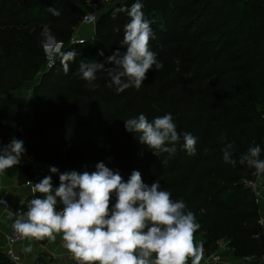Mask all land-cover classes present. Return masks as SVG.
Wrapping results in <instances>:
<instances>
[{
    "label": "trees",
    "instance_id": "16d2710c",
    "mask_svg": "<svg viewBox=\"0 0 264 264\" xmlns=\"http://www.w3.org/2000/svg\"><path fill=\"white\" fill-rule=\"evenodd\" d=\"M14 3L0 0V30L57 22L64 31L63 21L46 9H73L70 0H28L8 9ZM120 3L106 12L99 10L93 43L59 48L56 60L29 88L26 101L9 93L27 85L43 62L41 36H34L30 48L16 47L24 51V58L0 50V145L13 137L22 140L26 155L43 166V178L51 175L54 189L60 174L91 173L99 162L125 181L139 171L145 184L159 180L162 189L174 200L183 199L195 213L200 229L194 239L202 236L205 254L213 252L219 240H227L235 256L262 260L264 237L257 206L241 181L253 175L243 161L253 142L264 159V0H161L160 18L152 19L164 36L151 41V50L181 43L188 46V59L182 61L180 48L173 50L163 72L150 70L139 90L121 93L107 86L106 71H98L99 88L93 91L78 74V65L81 59L102 63L117 48L126 51L120 46L129 17L119 10L130 8L134 0ZM148 8L154 10L155 5ZM142 10L146 18L152 17L144 5ZM56 38L63 43L70 39L65 31ZM69 50L77 55L65 73L61 53ZM141 113L149 121L171 113L179 133L196 137L195 155L182 150V136L174 155H153L138 134L124 128L123 120ZM227 143L234 144L235 166L223 162ZM51 167L59 171L52 174ZM6 172H17L22 183L30 176V169L19 165ZM0 264L13 263L0 252Z\"/></svg>",
    "mask_w": 264,
    "mask_h": 264
},
{
    "label": "clouds",
    "instance_id": "9594fccd",
    "mask_svg": "<svg viewBox=\"0 0 264 264\" xmlns=\"http://www.w3.org/2000/svg\"><path fill=\"white\" fill-rule=\"evenodd\" d=\"M142 9V0H134L130 8L120 9L129 17L120 46L126 51L122 53L117 48L104 63L80 60L78 74L90 90L99 88L95 81L101 70L110 77L107 86H115L116 92L121 93L129 88L139 90L153 66L157 70L163 68L157 53L150 48L155 34ZM46 11L56 17L61 15L54 7ZM42 35L47 37L49 33ZM76 55L74 50L61 53L65 73ZM105 64L112 67L105 68ZM123 123L125 131L138 134L139 142L155 156L174 155L181 136L182 150L190 156L196 153V137L188 132L179 133L171 113L151 121L141 113ZM233 149L234 144L227 143L222 159L235 166ZM25 151L23 141L15 137L7 145H0V174L18 165ZM261 151L255 142L247 149L253 174L258 179L264 177ZM49 171L55 174L59 170L51 167ZM59 181L55 189L51 175L38 183L30 182L32 193L39 195L27 202L26 211L16 212L12 228L20 239L54 242L60 235L63 247L77 264H188L189 258L191 264H200L203 247L194 239L200 229L195 213L183 199L174 200L170 191L161 188L159 180L149 186L140 172L134 170L125 181L118 171L99 162L91 173L65 172L59 175ZM32 251L31 243L23 247L24 253Z\"/></svg>",
    "mask_w": 264,
    "mask_h": 264
},
{
    "label": "rangeland",
    "instance_id": "374dc122",
    "mask_svg": "<svg viewBox=\"0 0 264 264\" xmlns=\"http://www.w3.org/2000/svg\"><path fill=\"white\" fill-rule=\"evenodd\" d=\"M27 1L28 0H15V3L13 5H10L8 9L12 10L14 8L21 7ZM160 1L161 0H142L144 8H146L149 14L152 15V17L149 16L148 18L146 17L145 18L151 21V27L155 34V38L152 39L154 41L158 39H162L164 36V33L160 29L155 27L156 24L152 19L153 16L160 18L159 14L161 12L160 9L162 7L160 5ZM70 2L73 7V9H71L72 11L70 12L60 11L61 15L57 19L63 21L64 23L63 29L65 33H68L69 38L72 37V39H82L83 41L85 40L86 42L93 43L92 30H90L89 27H86L81 23V15L82 12L85 11L86 0H82V1L70 0ZM117 4H121L119 0H103L101 3L100 13L106 12L109 9V6L112 8ZM150 5H155V9L153 10L151 8H148ZM117 7L118 6H116V8ZM156 8L158 9L156 10ZM58 25L59 24L57 22L47 23V24L43 23L42 25L29 24L25 28L0 30V50L6 49L9 50L10 52H15L14 53L15 57L20 59L24 58L25 54L24 51H21L18 48H16L17 46L20 48L22 46L24 47L25 44H28L29 45L28 47L30 48L32 46V40L35 35L41 36L42 38L41 45L43 49V62L36 67L31 81L27 85L25 84L19 87L18 89L11 91L9 93L10 95L19 96L26 101L29 97V88L37 81L39 75L47 70L46 68L47 62L49 60H56L59 48L68 44V41L63 43L62 40H58L56 38L57 34L61 35L62 33H64L62 29H59ZM166 29H168L171 33L173 32V30H171L170 28H166ZM44 32L49 33V35L47 37L43 36L42 33ZM122 33H123V29H122ZM51 41L52 43H55V46H57L56 48L52 49V47L50 46ZM151 41H150V48L152 49L153 45L151 44ZM187 47H188L187 45L181 43L179 44L174 43L172 45L169 44L166 46V48H162L160 46L154 47L153 51L157 53V58L160 62H162L163 68L157 70L155 66H153L151 70L155 73L163 72L169 65L170 61L172 60L173 50H176L178 48H180V52L183 55L182 61L184 62L189 57L187 56L188 54Z\"/></svg>",
    "mask_w": 264,
    "mask_h": 264
},
{
    "label": "crops",
    "instance_id": "0c3cea01",
    "mask_svg": "<svg viewBox=\"0 0 264 264\" xmlns=\"http://www.w3.org/2000/svg\"><path fill=\"white\" fill-rule=\"evenodd\" d=\"M25 159H30L26 153L23 154L20 162ZM28 196L29 191L23 186L17 172H6L5 170L4 174H0V199H4L9 203L8 209H4L0 204V251L4 249L5 236L9 232L14 218V212L22 209ZM256 206L258 215L257 223L260 233L264 237V187ZM202 241L203 238L200 234L195 237V243L197 245H201ZM29 243L32 244L33 251L31 253H24L23 247ZM216 245L217 248L214 252H216L217 259H201L200 264H259L262 261H242L241 257L235 256L227 247V240H219ZM13 252L18 257L16 264H65L67 262L66 249L63 247V241L60 235H57L54 242L48 240H25L22 243L14 245ZM188 264H191V260L188 261Z\"/></svg>",
    "mask_w": 264,
    "mask_h": 264
},
{
    "label": "built area",
    "instance_id": "2783aa9c",
    "mask_svg": "<svg viewBox=\"0 0 264 264\" xmlns=\"http://www.w3.org/2000/svg\"><path fill=\"white\" fill-rule=\"evenodd\" d=\"M103 0H86V6H85V11L82 13L81 16V23L86 26L89 27L90 30H92V36H93V28H94V24L96 21V17L97 14L99 12V10L101 9V3ZM119 1H125V0H119ZM93 41V38H92ZM83 42H86L85 40L83 41L82 39H72V37L69 39L68 44H81ZM52 49L56 48L57 46H55V43H50ZM48 46V45H47ZM59 47V46H58ZM101 51L97 48L96 49V53L98 55V53H100ZM99 58H102V55H98ZM54 60H49L47 62V69L53 64ZM102 63H104V61H102ZM105 68H109L106 64L104 65ZM243 161L244 164L247 165L248 167H250L252 169V172L254 173V168L251 165V160L247 157L244 156L243 157ZM19 166L24 167V168H28L30 169V176L28 177V179L23 183V186H25L28 191H29V196L28 198L25 200L22 209L21 210H25L27 208V202L33 198V196L35 194L32 193L31 188H32V184L37 183L38 181H41L43 179V166L42 165H37L33 162V160L30 158L29 160H24L21 161L19 163ZM32 184H31V183ZM242 185L248 189L252 195V200L254 204H257L260 197H261V193L264 187V177L261 178H257L254 174L252 175V178L250 179H243L241 181ZM0 204L4 207V209H8L9 208V203L4 200V199H0ZM18 212V211H16ZM16 212H14L13 216V221L16 218ZM12 221V223H13ZM25 240H22L18 237V235L14 232L13 228H12V224L9 228V232L7 233V235L5 236V246L4 249L2 251H0L5 258L13 263L16 264L18 262V257L14 254L13 252V247L16 244L22 243ZM219 248H223V247H219ZM218 248V249H219ZM216 252H212L209 254H205V252L203 251V257L202 259H211V260H216L217 256L215 254ZM66 258H67V262L65 264H77V261H75L72 257V254L69 253L66 250ZM242 261H247V262H253L256 261L255 259H253L251 256L249 257H242L241 258ZM264 258H262L263 260ZM189 260H191V258H189ZM188 260V261H189Z\"/></svg>",
    "mask_w": 264,
    "mask_h": 264
},
{
    "label": "water",
    "instance_id": "95a60500",
    "mask_svg": "<svg viewBox=\"0 0 264 264\" xmlns=\"http://www.w3.org/2000/svg\"><path fill=\"white\" fill-rule=\"evenodd\" d=\"M259 264H264V259Z\"/></svg>",
    "mask_w": 264,
    "mask_h": 264
}]
</instances>
